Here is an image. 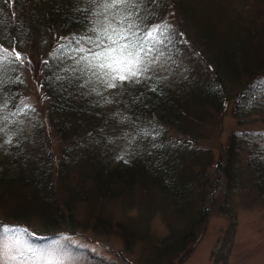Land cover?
I'll return each instance as SVG.
<instances>
[{"label": "trees", "instance_id": "1", "mask_svg": "<svg viewBox=\"0 0 264 264\" xmlns=\"http://www.w3.org/2000/svg\"><path fill=\"white\" fill-rule=\"evenodd\" d=\"M250 6L237 7L236 0H143L139 21L143 28L170 25L155 43L160 67L151 79L101 88L102 95L97 96L88 87L81 88L78 79L69 83L72 74L66 65L71 61L66 58L77 55L75 51L54 55L60 44L84 33L89 13L83 9L91 8L87 0H0V49H15L21 56L16 60L4 53L1 102L25 83L21 68L27 66L41 81L46 127L63 147L56 158L47 147L45 127L36 130L27 114L19 118L21 109L12 103L8 131H0V226L26 230L20 236L34 247L89 230L96 238L102 231L118 230L125 251L133 253L132 247L146 238L136 227L115 226L105 216L94 219L90 214L108 199H122L124 192L132 195L139 185L146 191L155 188L161 207L166 200L173 203L172 217L181 227L166 221L169 237L146 249V262L140 264H166L184 250L189 227L201 213L204 229L223 174L233 183L243 180L241 157L252 149L257 156L250 162L256 164H249L264 194L263 134L251 138V131H237L222 152L211 185L206 184V168L212 155L202 146L201 124L212 111H225L229 102L246 126L244 120L261 113L264 106L263 29L257 27L260 19L254 13L258 1ZM194 57L197 67L186 68ZM153 125L159 133L143 135L142 130ZM9 136L11 143L6 142ZM122 153L128 163L117 159ZM56 169L61 187L54 185ZM68 180L82 185H66ZM202 198L197 213L193 203ZM84 208L89 216H82ZM66 250L86 255L69 242ZM87 256L95 264H115L90 252Z\"/></svg>", "mask_w": 264, "mask_h": 264}, {"label": "rangeland", "instance_id": "2", "mask_svg": "<svg viewBox=\"0 0 264 264\" xmlns=\"http://www.w3.org/2000/svg\"><path fill=\"white\" fill-rule=\"evenodd\" d=\"M257 1L258 6L254 8V13H258L260 21L257 27L261 28V31L263 29L262 39L264 40V0ZM253 2L252 0H236V6L246 9L250 8ZM170 11L172 10H168L167 14L175 20V14ZM229 18L234 19L231 16ZM258 51L261 50L258 49ZM196 67L195 57L187 60L186 68ZM21 69L26 75L25 83H22L17 92L5 94L3 102H1L2 98L0 99V128L4 132L8 131L7 119H11V115L14 114L12 103H15L16 106L18 105L15 107L21 109L18 113L19 118L27 114L30 120L35 121L36 130L45 127L47 147L59 159L63 147L50 126L46 127V99L40 78H34L27 66L25 70L24 66ZM227 105L225 111H212L211 116L205 118L201 124L204 141L202 146L207 148L209 154L212 155L210 166L206 168L207 185L214 183L218 169L217 163L223 157L224 148L231 143L237 131L249 130L252 132L251 138L259 134L264 135V106L261 113L244 120L247 125L242 126L235 116L234 105H229V102ZM33 121L32 124H34ZM45 149L44 147L43 150ZM250 151V154L244 152V156L241 157V165L244 163L241 172L245 173L243 180L237 178L233 183L223 174L222 184L217 189L212 209L205 215L204 229L200 221V216H203L201 213L189 227L190 234L184 241V250L172 260H168L166 264H264V194H261L258 188V179L255 177L257 175L251 170L254 162L250 160L257 156V152L255 149ZM194 170L197 171V168ZM56 171L57 169L54 185L61 187L64 184L61 183V178ZM66 185H82V183L68 180ZM153 189L149 188L146 191L139 185L132 195H126L124 192L120 195L122 199H108L109 201L102 202L104 205L100 202L102 206L99 205L94 214H90L87 208L81 210L83 217L89 214L94 219L105 216L108 220H112L115 226L121 224L120 226L124 227L127 224V226L136 227V230L146 238L141 239L132 247L133 253L125 251V243L118 230L102 231V235L97 238L89 230L87 234L68 237L53 243L38 244L36 247L20 236L21 250L29 257L24 264H46L49 259L52 264H95L87 256L88 252L115 264L146 262L144 260L147 258L146 249L156 247L163 239L169 237L170 227L167 222H172L174 226L178 224L181 227V224L177 223L178 219L174 222L172 217L173 203L166 200L161 207L160 200L162 199L157 198L158 192L155 188ZM202 201L203 198L193 203L197 213L201 212ZM207 206H210V203ZM12 239L14 238L10 236V243ZM67 241L82 248L86 255L66 250ZM28 249H34L37 255L33 256ZM12 264H20V261L12 262Z\"/></svg>", "mask_w": 264, "mask_h": 264}, {"label": "snow or ice", "instance_id": "3", "mask_svg": "<svg viewBox=\"0 0 264 264\" xmlns=\"http://www.w3.org/2000/svg\"><path fill=\"white\" fill-rule=\"evenodd\" d=\"M87 2L91 8L83 9L89 13L86 18L88 26L84 33L73 35L66 44H60L54 50V55L68 49L77 53L66 58L71 61V64L66 65V70L72 74L69 83L72 79H78L81 88L88 87L90 93L100 96L101 88L116 89L124 83H140L142 79H151L152 74L160 67L159 51L155 47L157 36H164L170 25L162 23L150 29L143 28L139 22L142 19L140 9L143 0H87ZM64 39L61 37V40ZM149 41L152 42V46H149ZM160 42L163 43L162 40ZM4 53L16 60L21 59L15 49L11 52L7 49L0 50V72L5 68ZM104 99L105 102H110L107 97ZM159 131L154 125L142 130L145 136L158 134ZM6 142L11 143V136ZM117 159L128 163L123 153ZM25 231L0 226V264H12L16 261L24 264V261L29 259L21 250L22 242L19 239ZM10 236L14 238L11 243ZM28 251L33 256L37 255L34 249ZM46 264H52V261L49 259Z\"/></svg>", "mask_w": 264, "mask_h": 264}]
</instances>
